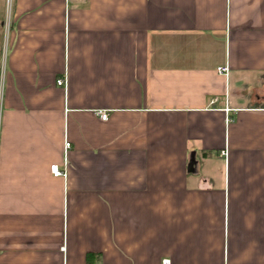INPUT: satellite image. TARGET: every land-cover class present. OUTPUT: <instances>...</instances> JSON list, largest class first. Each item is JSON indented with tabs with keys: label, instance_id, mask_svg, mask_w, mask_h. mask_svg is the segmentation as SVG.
Listing matches in <instances>:
<instances>
[{
	"label": "crops",
	"instance_id": "1",
	"mask_svg": "<svg viewBox=\"0 0 264 264\" xmlns=\"http://www.w3.org/2000/svg\"><path fill=\"white\" fill-rule=\"evenodd\" d=\"M163 260L264 264V0H0V264Z\"/></svg>",
	"mask_w": 264,
	"mask_h": 264
},
{
	"label": "built area",
	"instance_id": "2",
	"mask_svg": "<svg viewBox=\"0 0 264 264\" xmlns=\"http://www.w3.org/2000/svg\"><path fill=\"white\" fill-rule=\"evenodd\" d=\"M216 71L220 74H223V75H227L228 73V67L227 66H221V67H218L216 69ZM56 84L58 86H63L65 84V80L62 78V79H59L56 81ZM99 118L102 120V121H106L107 118H108V114L104 111H101L99 112ZM69 143L66 142L65 143V148H68L69 147ZM225 153L224 152H221V155H224ZM50 173L52 174L53 177H61V176H64V172H62L59 167L57 165H53L51 166L50 168ZM162 264H170L169 260H163L162 261Z\"/></svg>",
	"mask_w": 264,
	"mask_h": 264
}]
</instances>
